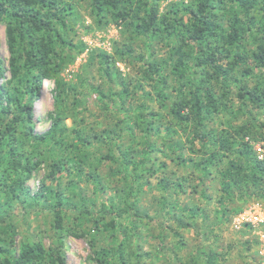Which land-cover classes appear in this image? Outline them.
Masks as SVG:
<instances>
[{
	"label": "trees",
	"instance_id": "16d2710c",
	"mask_svg": "<svg viewBox=\"0 0 264 264\" xmlns=\"http://www.w3.org/2000/svg\"><path fill=\"white\" fill-rule=\"evenodd\" d=\"M86 1L96 22L113 21L136 37L164 38L171 47L167 62L144 61V74L153 83L145 98L157 107L143 105L129 117L123 103L95 89L101 111L122 117L115 127L92 135L67 125L63 113L73 89L61 77L76 58L65 51L80 54L85 49L84 43L76 45L66 36L78 14L77 3ZM162 1L0 0V27L5 25L10 54L3 60L0 38V264H68L69 238L87 240L94 264H152L140 243V223L147 214L137 207L151 178L158 179L164 193L175 192L171 212L180 226L191 225L176 217L179 210L191 219L207 218L200 205L181 202L186 180L170 172L167 162L157 164L158 153L170 152L177 164L201 172L192 191L202 188L206 201L208 176L218 179L220 221L228 220L237 200L264 199V159L255 147L264 140V0H190L172 4L167 13L161 11ZM117 53L145 60L130 47ZM100 64L104 77L118 75L113 55L101 54ZM170 80L176 83L173 94L168 92ZM45 83L51 85L55 105L48 115L50 128L38 132L37 104ZM234 92L241 102L237 110L231 103ZM130 93L125 89L119 99ZM223 112L249 119L239 126L232 121L226 128L212 126ZM184 134L192 136L190 155L185 154ZM43 168L46 179L32 194L28 182ZM63 174L73 177L65 186ZM109 183L117 187L114 195H106ZM43 198L42 209L51 215L56 236L49 248L41 240L18 241L20 217L14 212L17 203L30 214ZM167 201L165 197L163 208ZM107 234L121 240L100 244L99 237ZM182 242L180 236L178 244ZM200 249L206 264H217L218 254Z\"/></svg>",
	"mask_w": 264,
	"mask_h": 264
},
{
	"label": "rangeland",
	"instance_id": "374dc122",
	"mask_svg": "<svg viewBox=\"0 0 264 264\" xmlns=\"http://www.w3.org/2000/svg\"><path fill=\"white\" fill-rule=\"evenodd\" d=\"M190 0H163L161 2L162 13H167L169 7L174 3L188 4ZM77 16L71 23V28L68 30L66 38L74 44L79 45L84 43L85 49L78 54L75 50H66L65 55H75V61L66 66V69L61 74V77L72 87L68 99V106L63 113L67 117L66 123L69 127H76L85 133L92 135L96 132H101L107 127L113 128L122 117L121 113L102 112L100 107L102 103L100 96L95 89L108 95L111 99L123 103V111H128L129 117L134 116L139 112L143 105L155 106L146 101V94L152 90L153 83L149 82L144 72L146 62H167L170 56L169 41L164 38H147L136 37L131 30L125 26L118 25L111 21L109 23H98L91 14L90 2L77 3ZM183 15V12H181ZM0 38L2 41V58L5 61L9 59V51L6 44L5 25L0 27ZM128 47L134 49L135 55H143L144 59L135 61L133 57L118 54L117 51H125ZM108 53L114 56V71L118 75L112 77H104L100 64V55ZM170 89L168 92L173 94L172 87L176 84L170 80ZM142 86V88H141ZM51 85L44 84L41 91V101L37 104V131H47L51 122L48 119L49 113L54 110L55 98L51 93ZM125 89L131 93L122 99H119V94ZM83 100V105L77 107L73 103L77 100ZM231 103L234 106L233 110H237L240 106V100L236 96V92L231 95ZM254 115H259L260 112L246 107ZM167 110L162 112L164 121L167 123L169 118L166 116ZM246 115L241 114L240 117L234 119L229 113H220L212 122V126L217 128H226L232 121L235 126L242 125L248 121ZM264 122V119L262 120ZM190 134H184L182 137L186 143L185 154L190 155L189 147ZM257 154L264 157V140L255 142ZM258 147H262V152H258ZM168 156L156 154L158 163L167 162L168 170L174 172L180 179L186 180L187 194L179 196L181 202L185 204H198L206 210L207 218L191 219L188 213L179 210L176 212V217L183 219L184 223H188L190 227L180 226L175 221L171 203L175 197V192L171 190L164 193L158 186V179L151 178L149 185L145 187L143 195L137 202V207L145 211L146 217L141 221V246L150 253L152 264H183L195 259L198 264H206L205 255L200 253L202 247L205 250L214 251L218 254L217 264H256L259 263L260 244L252 233L249 227L242 226L238 228L235 224L236 217L241 214L249 205L253 203L264 204V199H254L249 203H242L237 200L230 212H228V220L218 219V200L221 196L220 185L215 176H208L206 181L207 195L210 199L206 201L202 194V188H198L196 192L192 191V186L198 183V178L201 177V172L193 170V166L184 167L177 164L172 159V154L167 152ZM227 161V159H224ZM215 172V169H213ZM47 169L42 171L30 182L28 187L32 194L37 193L41 186V182L46 179ZM203 176V174H202ZM62 184L65 186L73 180L72 176L63 174ZM115 180V179H113ZM120 186L122 183L118 180ZM115 183H117L115 181ZM52 183L50 184V186ZM83 187L86 185L83 183ZM54 185H52L53 187ZM111 189L107 190L106 195H114L116 186L113 183L108 184ZM87 191L92 193L94 187L92 184L87 186ZM115 192V193H114ZM168 201L166 206L162 205L165 197ZM102 198V197H101ZM103 199V198H102ZM45 198L41 199L40 207L27 214L28 208L24 204L15 203L14 212L20 217L19 222V237L18 241L26 238L41 240L50 247L53 245L56 236L52 229L51 215L42 209L45 207ZM100 201H102L100 199ZM243 208L239 213H235L236 208ZM72 215H74L72 213ZM90 228V226H89ZM180 236L183 242L179 245ZM118 239L107 235L99 237L100 244H117ZM91 253L90 247L86 239L69 238L66 242L65 255L68 264H94L89 260Z\"/></svg>",
	"mask_w": 264,
	"mask_h": 264
},
{
	"label": "built area",
	"instance_id": "2783aa9c",
	"mask_svg": "<svg viewBox=\"0 0 264 264\" xmlns=\"http://www.w3.org/2000/svg\"><path fill=\"white\" fill-rule=\"evenodd\" d=\"M258 152H262V147H258ZM259 156L261 159H264L262 154ZM235 224L238 228L246 226L252 230V233L260 244L259 264H264V204L257 202L249 205L236 217Z\"/></svg>",
	"mask_w": 264,
	"mask_h": 264
}]
</instances>
